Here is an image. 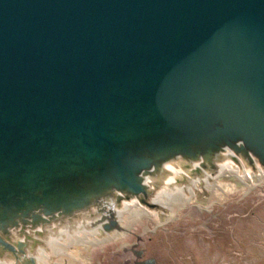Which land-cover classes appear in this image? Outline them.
I'll list each match as a JSON object with an SVG mask.
<instances>
[{"label": "water", "instance_id": "1", "mask_svg": "<svg viewBox=\"0 0 264 264\" xmlns=\"http://www.w3.org/2000/svg\"><path fill=\"white\" fill-rule=\"evenodd\" d=\"M223 165L264 173V0H0V261Z\"/></svg>", "mask_w": 264, "mask_h": 264}, {"label": "rangeland", "instance_id": "2", "mask_svg": "<svg viewBox=\"0 0 264 264\" xmlns=\"http://www.w3.org/2000/svg\"><path fill=\"white\" fill-rule=\"evenodd\" d=\"M232 166L238 173L223 174L212 193L208 184L163 188H183L187 196L177 194L162 210L131 203L120 228L110 232L92 231L88 220L83 230L79 222L33 253L39 264H264V177L242 187L241 176L249 171Z\"/></svg>", "mask_w": 264, "mask_h": 264}, {"label": "bare ground", "instance_id": "3", "mask_svg": "<svg viewBox=\"0 0 264 264\" xmlns=\"http://www.w3.org/2000/svg\"><path fill=\"white\" fill-rule=\"evenodd\" d=\"M238 173L237 170L233 169L230 165H223L221 166V169H220V172L217 176H214L213 177V183H211L209 180L206 181V183L208 184V188L209 190L211 191V193L213 192V188H215V183H216V180H219V178L225 174V173ZM243 178L244 181H242L243 185L242 187H244L246 184H248L246 182V180H252L253 181V177L252 175H250L249 173H247L246 175H243L241 176ZM264 177V173L261 174V176L258 177V182H260V180ZM197 184V181L194 182V185ZM192 193H194L193 191V188H192ZM177 194H184L186 195L184 192H183V189L179 190V191H176L175 193H169V192H163L161 194H159L157 196V198L155 199L158 203L164 205V206H169V205H172L173 202L175 201L176 199V195ZM195 195V194H194ZM194 195L192 194V197L194 198ZM187 196V195H186ZM137 203H134L133 205H135ZM132 206L130 204H128L126 206V208H124L123 210H120L118 211L117 213L120 215V217H122L124 214H126L128 211H129V207ZM170 207V206H169ZM85 228H83L84 230ZM98 229V226L96 228H94L92 231H95ZM95 233V232H94Z\"/></svg>", "mask_w": 264, "mask_h": 264}]
</instances>
